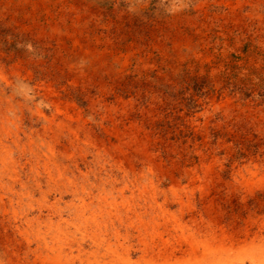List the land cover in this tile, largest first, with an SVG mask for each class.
Here are the masks:
<instances>
[{"label":"bare ground","instance_id":"obj_1","mask_svg":"<svg viewBox=\"0 0 264 264\" xmlns=\"http://www.w3.org/2000/svg\"><path fill=\"white\" fill-rule=\"evenodd\" d=\"M88 6L0 0V25L56 41L63 63L0 46V264H264V155H157L138 123L105 120L90 86L113 53Z\"/></svg>","mask_w":264,"mask_h":264},{"label":"rangeland","instance_id":"obj_2","mask_svg":"<svg viewBox=\"0 0 264 264\" xmlns=\"http://www.w3.org/2000/svg\"><path fill=\"white\" fill-rule=\"evenodd\" d=\"M84 1L97 13L98 32L109 37L116 56L107 57L105 87L98 79L90 86L93 96L114 106L105 120L138 123L157 155H264V0H234L236 23L226 19L229 0ZM30 37L0 25V46L8 57L35 56L49 72L60 69L58 43ZM177 50L185 59L174 64ZM129 54L134 55L125 68ZM70 84L63 80L62 87ZM83 86L68 90L82 92ZM105 126L104 139L113 129L112 123Z\"/></svg>","mask_w":264,"mask_h":264}]
</instances>
